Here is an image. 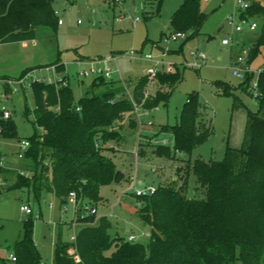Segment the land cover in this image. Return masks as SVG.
<instances>
[{"label":"trees","instance_id":"1","mask_svg":"<svg viewBox=\"0 0 264 264\" xmlns=\"http://www.w3.org/2000/svg\"><path fill=\"white\" fill-rule=\"evenodd\" d=\"M251 1L243 14L254 18L264 15L260 0ZM57 0H0V43L32 40L38 26L57 29L59 16ZM146 16L158 14L163 0H146ZM209 14L201 9L199 0H185L173 13L174 31H192L190 37L201 32ZM258 22V21H257ZM188 38V36H187ZM186 38V39H187ZM185 39V40H186ZM264 45V25L252 41L248 63ZM63 72V63L55 64ZM255 73L243 78L240 88L255 95L252 81ZM179 69L157 75L159 87L146 95L151 79L142 75L135 83L132 98L119 89L111 88L102 95H84L78 101L66 77L50 84L35 81L32 84L35 109V132L27 139L31 146L24 158L32 160L28 169L32 175L17 172L12 184H3L0 191L16 187H29L37 200L46 193L53 194L62 205L67 204L75 192L80 210L90 202L102 200L100 187L112 181L121 182L123 172L105 153L103 143L117 139L114 126L125 114L134 110V102L144 109L168 104L176 86L182 81ZM116 81L103 76L95 77L94 85ZM259 101L257 111L247 109L243 141L240 147H227L223 160L196 159L192 170L196 176L195 190L204 188V196L187 195L186 173L178 175L169 186H159L154 192L137 196L135 214L150 225L149 241L112 237V222L107 215H88L71 242L58 239L52 264H264V69L258 75ZM5 90L10 86L5 83ZM228 84L223 91L234 96L233 109L245 104L234 95ZM31 109L26 107L25 117ZM137 122L131 120V125ZM42 129L37 132L36 127ZM112 129V130H111ZM47 131V134L43 133ZM161 132H171L174 153H191L213 134V125L203 110L198 93H190L180 113L179 122L163 125ZM0 138H18L14 119H0ZM160 157H172L169 145L154 148ZM1 169V168H0ZM87 213V212H86ZM33 221L24 224V235L14 245L10 262L13 264H44L42 253L33 238ZM130 236V235H129ZM128 236V237H129ZM114 250L107 253L111 248ZM0 264H8L0 255Z\"/></svg>","mask_w":264,"mask_h":264},{"label":"rangeland","instance_id":"2","mask_svg":"<svg viewBox=\"0 0 264 264\" xmlns=\"http://www.w3.org/2000/svg\"><path fill=\"white\" fill-rule=\"evenodd\" d=\"M184 1L163 0L160 12L147 17L145 11L149 6L146 0H57L55 7L63 20L57 29L38 26L35 39L0 44V100L11 108L18 133V138H2L0 145L2 151L14 153L11 158L18 164L22 162L17 167L19 170L23 168L25 175H32L28 169L32 160L18 158L17 150L19 141L35 132L33 111L36 105L32 87L28 86L25 89L21 87L10 98H4V82L7 80L12 81L10 85L13 88L17 86L15 80L26 73L29 74L27 83L38 79L59 81L66 77L78 101L84 95H102L111 88L119 89L120 96L125 92L131 98L135 83L154 64L145 58L148 53L183 74L167 105L161 103L153 109L139 108L117 121L113 129L118 131V138L103 144L112 147L105 153L123 172L124 179L102 185V200L98 204L85 201L87 204L80 210L73 202L62 205L51 193L44 194L39 201L29 187L0 191V255L8 264H13L10 262L11 253L15 243L24 235V224L28 218L33 221V238L42 253L43 262L51 264L58 239L71 242L84 225L78 217L94 207L97 220L103 214L111 220L112 237L135 235L137 241L147 243L151 227L135 214L139 203L131 185L140 190L150 186H169L175 182L178 173H186L190 166L187 195L202 197L204 188L195 190L196 176L191 168L196 159L223 160L228 146H241L247 109L257 111L259 101L255 95L239 87L243 78L234 75L233 69L240 54L245 53L248 60L252 41L264 25V15L256 17V30L232 34L226 20L242 9L245 0H199L201 9L209 14L201 32L190 37L192 31H187L186 40L167 43L165 35L173 31L171 17ZM260 1L264 5V0ZM136 17L140 21L134 23ZM225 38L229 39V44H223ZM201 53L206 54L204 60L199 57ZM110 56L117 57L125 86L118 74L113 77L116 81L113 85H94L95 76L82 74L85 69H90L92 61ZM56 63H63L65 70L56 71ZM249 65L255 73L254 80H257L259 71L264 69V45ZM227 84L245 107L233 109L234 96L223 93ZM158 87L156 77L151 79L147 89L155 92ZM193 92L198 93L203 110L212 122L213 134L191 153L175 154L173 134L161 132L160 128L179 122L184 103ZM26 107L32 111L29 118L25 117ZM131 120H135L137 125L132 126ZM36 128L38 133L42 132L40 127ZM158 145H169L172 157L160 158L154 151ZM0 170L3 171H0V186L3 182H12L17 176L16 172L9 173V168ZM51 202L53 206H50ZM23 204L30 205L33 213L22 212ZM36 213L41 217L35 218ZM113 250L114 246L107 253ZM235 264L242 262L238 260Z\"/></svg>","mask_w":264,"mask_h":264},{"label":"built area","instance_id":"3","mask_svg":"<svg viewBox=\"0 0 264 264\" xmlns=\"http://www.w3.org/2000/svg\"><path fill=\"white\" fill-rule=\"evenodd\" d=\"M244 1V0H243ZM250 6V3L247 1H244L241 5V8L238 12L231 14L227 20H226V26L228 28H230L232 34L235 33H243L245 31H254L258 28V22L257 20H255L254 18H250L248 15L243 14L244 11H246L248 9V7ZM57 12V11H56ZM58 13V12H57ZM140 21L139 17H136L134 23ZM59 24L63 23V20L61 18H59L58 21ZM187 38V33L185 31H172L168 34L165 35L164 41L165 42H171V41H183ZM230 41L228 38H225L223 40V44H229ZM199 57L204 60L206 58V54L205 53H201L199 55ZM145 58L149 61H152L154 64L152 65V67H150L147 71H146V75H148L151 79L156 78L157 75L164 71V72H168L171 73L174 71V68L171 65H167L165 66V63L159 61V60H155L154 56L150 53L145 54ZM113 63V64H111ZM163 67V68H162ZM252 72L250 65L248 63L247 58L245 57V53L240 54L237 57V65L234 66L233 69V73L234 75L241 77V78H245L246 74ZM85 77L86 76H95V77H100L103 76L108 80H112L115 74L119 75V79L123 81L124 86H125V82L124 79L122 77L121 71L117 65V57L116 56H110L107 58H102L96 61H92L91 62V67L89 70H84L82 73ZM29 74L26 73L24 75H22L20 78L16 79L15 82L17 83V86L15 87H10V91L9 92H4L3 97L4 98H10V95L13 93H16L20 90L21 87H23V89H25L26 86L31 87L33 82H26V80L28 79ZM36 81H46L50 84H54L57 81H53L52 79H38ZM12 81H7L8 84H10ZM35 82V81H34ZM68 82L66 81L64 84H67ZM252 85L254 88V92L255 95L258 94L257 92V86H258V82L257 80L252 81ZM128 93V91H127ZM146 95L148 96L149 91L148 89L146 90ZM132 98V97H131ZM139 108H143L141 105H138L134 102V110L133 111H138ZM132 111V112H133ZM12 110L11 108L4 102L0 100V119H9L12 117ZM149 124H152V122L150 121ZM113 128H116V126H114ZM112 130V129H111ZM44 134H47L48 132L43 130ZM19 151H18V158H24L25 154L27 152V150L30 148L31 143L28 139H23L19 141ZM7 163H8V157L5 154L4 151H2L1 149V145H0V168H5L7 167ZM19 173L22 175H25V170L20 169ZM134 188V193L136 194V196H142V195H147V194H151L152 192H154L156 190V188H154L153 186L147 187L145 190H140V189H135L134 184L131 185ZM69 201L73 202L74 204L77 205V200H76V194L75 192H71L69 195ZM50 206H53V203H50ZM21 211L26 213V214H32L33 210L31 208L30 205L28 204H23L21 206ZM92 214H97L95 208H88V211L86 214H82L80 216V219H84L85 217H87L88 215H92ZM35 218H40V214L36 213L34 215ZM136 236L135 235H130L128 237L129 240H135ZM74 239V238H73ZM11 258L13 260H15V256H11Z\"/></svg>","mask_w":264,"mask_h":264},{"label":"crops","instance_id":"4","mask_svg":"<svg viewBox=\"0 0 264 264\" xmlns=\"http://www.w3.org/2000/svg\"><path fill=\"white\" fill-rule=\"evenodd\" d=\"M18 42H21V41H18ZM10 43H14V42H10ZM0 44H1V43H0ZM2 44H9V43H2ZM8 79H9V78H8ZM7 81H9V80H7ZM7 81L4 82V87H5V83H7ZM8 85L11 87L10 84H8ZM5 91H6V90H5ZM6 92H7V91H6ZM149 92H150V91H149ZM150 93H154V92H150ZM1 139H2V138H0V141H1ZM140 144H141V143H140ZM18 146H19V145H18ZM107 148L112 149L111 146H107ZM18 151H19V148H18V150H17V155H18ZM141 152H142V151H141ZM141 152H140V153H141ZM5 154H6L7 157H8L7 167H5V168H9V170H10L9 173H10V172H16V173L19 172V171H18L19 169H18L17 166H18L19 164H22V162H20V163L18 164V163L14 160V158H13V159L11 158L12 155H14V153H9V152L6 153V152H5ZM17 157H18V156H17ZM160 158H161V157H160ZM21 166H22V165H21ZM1 169H2V168H1ZM22 169H23V168H22ZM23 170H24V169H23ZM177 170L179 171V169L176 168V171H177ZM0 171L3 172L2 170H0ZM16 178H17V176H15V177L13 178L12 182H9V181H8L7 184H12V183H14L15 180H16ZM5 180H8L7 177H6ZM175 181L180 182V181H179V175L175 178ZM3 184H6V183L3 182ZM3 184H2V185H3ZM2 185H1V186H2ZM1 186H0V187H1ZM94 208H95V210H96V212H97L96 207H94ZM103 215H104V214H103ZM44 264H46V263H44ZM51 264H52V262H51Z\"/></svg>","mask_w":264,"mask_h":264}]
</instances>
